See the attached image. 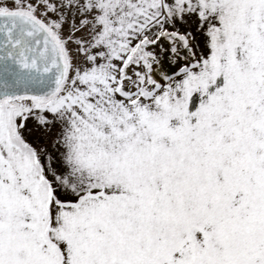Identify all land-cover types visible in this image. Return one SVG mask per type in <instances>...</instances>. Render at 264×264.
Returning <instances> with one entry per match:
<instances>
[{
  "label": "snow or ice",
  "instance_id": "1",
  "mask_svg": "<svg viewBox=\"0 0 264 264\" xmlns=\"http://www.w3.org/2000/svg\"><path fill=\"white\" fill-rule=\"evenodd\" d=\"M0 264H264V0H0Z\"/></svg>",
  "mask_w": 264,
  "mask_h": 264
}]
</instances>
